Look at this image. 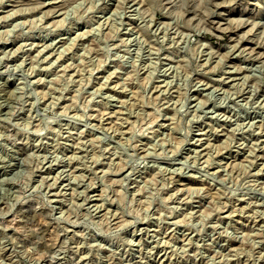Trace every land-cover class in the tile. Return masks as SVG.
<instances>
[{"label":"clouds","instance_id":"obj_1","mask_svg":"<svg viewBox=\"0 0 264 264\" xmlns=\"http://www.w3.org/2000/svg\"><path fill=\"white\" fill-rule=\"evenodd\" d=\"M20 3L0 0V110L7 109L0 111V264H84L90 258L106 264L102 252L112 260L148 245L147 258L136 264H148L161 247L175 264H264V226L245 233L248 225L236 219L264 220V180L258 179L264 156L257 154L264 141L244 142L264 134V0H118L115 11L114 0ZM237 9L251 18L229 19ZM33 13L40 15L13 23ZM50 17L59 19L45 23ZM61 31L80 32L61 57L89 37L94 51L73 52L74 62L58 68L59 60L49 62L43 53L56 48ZM218 31L239 33L223 55L211 43L223 39ZM245 42L255 47H242ZM230 58L241 62L232 71L247 74L219 80L227 89L204 83L201 78L214 79ZM54 68L51 79L37 76ZM9 83L15 86L5 91ZM156 84L162 85L159 97L152 92ZM209 132L226 139L192 147L203 144L194 136ZM245 152L233 168L219 159ZM153 172L151 180L142 179ZM181 180L201 186L174 190ZM238 203L246 207L228 211ZM18 206L45 213L50 236L32 221L16 227L18 215L9 223Z\"/></svg>","mask_w":264,"mask_h":264},{"label":"rangeland","instance_id":"obj_2","mask_svg":"<svg viewBox=\"0 0 264 264\" xmlns=\"http://www.w3.org/2000/svg\"><path fill=\"white\" fill-rule=\"evenodd\" d=\"M41 2H44V0H41ZM30 3H31V0H21V3L19 6L25 7V6H28ZM116 4H118V0H114V6L112 8V11L116 10V8H115ZM52 7H54V6L49 5L48 8H45L43 11H48ZM11 10H15V9L10 8V9H6L5 11H11ZM222 11H227V10L225 9ZM2 14L3 13H0V15H2ZM39 15H40V13H33V14H25V15L17 16V17H15L13 23L16 21H20V20H25V21L32 20V19H35L36 17H38ZM156 18L158 20H160L162 23L168 22L164 17H162L160 15H157ZM239 18H251V13L245 14L242 12L241 9H237L235 12L229 13V19H239ZM58 19H59L58 17H50L48 20L45 21V23L51 24V23H54ZM219 22L220 23H226L224 20H220ZM124 23L127 24L129 27H138L137 22L129 21L127 18H125ZM87 30H88L87 27H82L80 29V32L87 31ZM80 32H75V33H72L71 36H68L66 33L61 31L57 37L59 39V44L56 46V48H49L47 51H45L43 53V56L44 57H50L51 59L49 62H55V61L59 60L58 68H63V67H66V66H68L74 62L73 52H75L76 56H79V55H83L84 48H91L94 51L95 41L89 37V38H85L82 41H79L77 49H74L73 52H69L68 54L64 55L63 57H61L58 54L60 51H62L64 48H66L68 46L69 41L71 39H75L76 36H78L80 34ZM217 35L223 36V39H221L219 41L213 39V40H211V43H212L213 48L217 52H219L221 55H223L225 52H227L229 50L230 45L235 41V39L238 38L239 33L224 34V33H221L218 31ZM124 38H130V37H128L126 35H122L121 39H124ZM30 42L34 43V44H38V45H45V44L53 43V41H51V40H35V41H30ZM242 47H255V45L248 43V42H245L242 45ZM0 48H2V46H0ZM259 50L264 51V49H259ZM31 54L35 55V52H33ZM172 59L176 60L177 58L173 57ZM167 63L169 64V66H171L172 62L168 61ZM239 66H241L240 61L230 58L228 61V67L223 72L215 74L214 79H206V78H201V79L204 80V83L209 84L211 86L224 87L225 89H227L230 87L229 84H223L222 85L218 81L225 78V77L228 80H235L239 75L247 74V73H237V72L232 71L233 67H239ZM58 68H54L53 72L51 74L41 72V73H37V76L47 78V79H51L55 76V73L57 72ZM111 70L112 69H109V71H111ZM72 74L74 75L75 72L73 71ZM129 74H131V73L129 72ZM100 75H107V73L106 72L100 73ZM146 75L147 74H145V78H146ZM14 86H15L14 83H9L7 88L4 90L5 91H11ZM40 87L43 90L47 91V89L44 88L43 86H40ZM160 87H162L161 84H156V85H154V87L152 89L153 94L157 97H159L160 94H159V92L156 91V89L160 88ZM133 91L137 92V91H139V89L135 88V89H133ZM261 95H262V97H264V93H262ZM121 99L126 100V99H128V97L122 96ZM67 103H68V101H62V104L66 105ZM0 111H7V109H3ZM148 111H149V115H151V110L149 109ZM220 111H224V110L221 109ZM26 115L27 114H25V116ZM257 119H259V117ZM112 122L115 123V120L113 119ZM163 123H167V121H164ZM208 123L211 125V124H214L215 122L209 120ZM217 127L228 129L230 127V125L220 124V125H217ZM202 130L205 132H208L207 128L202 127ZM125 131H126V129H125ZM87 138L91 139L92 137H87ZM33 139H35V137H33ZM193 139L203 140V144H201V145H192V147L199 150L200 148H207L209 144L219 145L220 143H222L224 141V139H226V136L223 134H217L215 132H209L207 137L194 136ZM240 139H243V138L238 137V140H240ZM257 141H264V134L252 135L247 140H244V142H246V143H249V142L255 143ZM69 154H71V153H69ZM257 154L260 156H264V151H260ZM226 155H229L230 158L226 159L224 156L219 157L221 163H223L225 168H233L236 164L243 162L247 153L245 152L244 155H238L235 153H229ZM117 163H119V160H117ZM258 166H264V161L258 162ZM47 174L55 175V172H52L51 170H49V172ZM154 175H155V173L153 172V173H150L148 175L143 176L142 179L145 182H147V181L151 180ZM221 176H223V173H221ZM112 178L113 179H119L120 177L114 176ZM258 179L264 180V176L258 177ZM185 185H187L190 188L201 186L200 184H198L196 182L181 180L180 184L175 186L174 190H178L180 188H183ZM141 187H142V185H141ZM136 191L138 192L139 188H137ZM217 191H218V187L211 189L210 196L214 197ZM91 194L95 195L96 192H93ZM133 195L135 196L136 193L134 192ZM209 203H211V199L201 201V206L199 207V210L204 211V209L208 206ZM0 207H2V205H0ZM236 207L244 208V207H246V204H244V203L233 204L231 207H229L228 211L232 212L235 210ZM186 208H187L188 212L197 211V208L192 207V206H186ZM109 211H114V209L109 208ZM17 215L19 216V219L17 220L16 227H23L24 226L23 222L26 220L32 221V222H34V224L41 225L42 227H44L50 236L52 229L47 227V223L45 220V215H46L45 213L25 210V209L18 206L17 213L12 215V216H9L7 218L8 222L10 223L13 219H16ZM180 218H182V217H180L178 215V216L174 217L173 219L176 220V219H180ZM236 219L242 221L243 224L248 225V227H244L242 229L245 233L251 232L253 226H255L256 228L264 226V220H260L258 223L253 221L250 224L249 221L245 218H241L238 216V217H236ZM217 222L227 224V220H220ZM181 230L182 229L177 228V232H179ZM162 231L165 234H168L171 231V224L165 225L164 228L162 229ZM9 234H11V231ZM157 234H159V233H157ZM180 240L181 241L183 240L182 236L180 237ZM238 246L239 245H232V247H238ZM147 247H151V245H148ZM147 247L143 250L138 248L132 256H128L127 250H125L124 255H121L118 258H115L112 260H108V257L111 256V253L102 252L100 255L104 258V261L106 262V264H121V262H122V264H136L137 260L142 258V255H143V258H147L146 257ZM229 250L230 249H218V251H220L222 253H227ZM261 251H264V247L261 248ZM82 254L87 255V252H82ZM208 255L214 256L215 252L209 251ZM155 260H159L161 262V264H175V261L173 260V258L167 255L166 250L163 247L157 249L154 258L149 260L148 264H154ZM84 264H100V261L97 258H90L88 261L84 262ZM232 264H235V261H233Z\"/></svg>","mask_w":264,"mask_h":264}]
</instances>
